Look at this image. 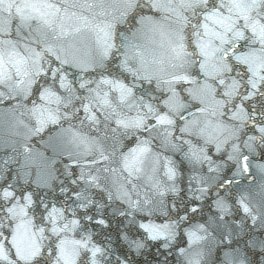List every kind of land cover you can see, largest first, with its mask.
I'll list each match as a JSON object with an SVG mask.
<instances>
[{
	"label": "clouds",
	"instance_id": "1",
	"mask_svg": "<svg viewBox=\"0 0 264 264\" xmlns=\"http://www.w3.org/2000/svg\"><path fill=\"white\" fill-rule=\"evenodd\" d=\"M52 3L56 5V9H52L53 16L57 10L60 16L51 26L41 27V32H37L38 21L34 20L32 31L23 28L17 34L19 39L12 38L15 45L11 55L16 58V63L25 57L30 64L34 57L36 60L31 67V77L21 73V78L26 81L25 88L33 81L35 83L32 84L31 96L27 100L21 99L19 104L24 109L22 114L34 120L36 127L43 128L41 134H59L63 157L61 164L64 169L62 175L68 184L81 171L96 177L98 182L88 186L95 190L92 191L94 198L103 203L111 215L116 211L110 205L116 204L117 184L127 185L133 198H140L141 207L136 210L134 218L124 216L126 219L118 232L109 235L111 243L105 245L102 264H264V172L255 167L257 163L264 164V133L259 131L264 128V89L255 93L256 99L250 102L246 100L245 94L251 90L248 72L243 66L234 65L242 73L238 78L239 84L233 82L226 85L230 93L225 101L228 111L224 117L227 119L215 117L216 120H222L225 127L212 131L221 142L227 138L223 151L232 152L233 146L239 145L241 154L250 157V168L255 171L257 182L255 185L241 184L221 190L220 185L210 181L209 192L203 195V200L198 204L199 210L195 213L190 209L194 197L199 193L196 185L189 191L185 190V177L189 175L185 166L192 167L182 152L165 150L160 142L155 143L158 139L154 140L153 155L148 157L144 170L128 173L123 168L122 154L135 143L136 132H128L126 135L132 139L124 138L121 145L112 132L117 116L106 115L93 104L100 114L94 121L89 112L84 110L85 104L91 103L96 91L100 90L111 94L118 116H134L152 96L159 95L155 84L145 77L150 76L155 81L180 74L184 69L177 55L184 52L185 48L188 53L187 67L191 73H197L198 54L195 44L200 46V50H205L213 40H219L223 48L224 39L234 42L243 35L244 39L239 41L240 50L254 48L258 56L264 57V51H260V43L257 42L260 36H264V0H195L194 6L188 4L187 0H168L167 5L156 4L155 7L154 0H133L134 10L129 9L128 0H52ZM23 7V0H4L0 3V10L4 12L10 8L16 12ZM45 8L50 9L51 6L45 5ZM125 12L128 13L126 18ZM146 17H151L153 22L142 26L140 21ZM25 32L27 35H24ZM41 33H46V37ZM113 44L115 47L112 48L111 56L104 59L102 54L105 47ZM57 53L61 62L56 60ZM66 53L70 55L68 63L64 64L62 61ZM71 55L77 57L75 62ZM4 63L6 76L11 70V78L3 84L4 100H7V89L15 84L17 75L9 61L7 49ZM37 71L44 74L36 76ZM53 71L57 73L56 79L52 78ZM117 81L128 86L126 92L129 89L132 92L126 104H119V96L112 87V83ZM237 87L239 91H236ZM40 89L44 90L43 100L39 95ZM49 89H54L56 95L50 96ZM69 96L72 97L71 103L66 102ZM242 103H247V112L241 107ZM33 104L40 106L42 113L39 109L34 112ZM233 104L238 113L235 119L228 116L232 113ZM49 113L55 123L49 119ZM145 115L148 113L145 112ZM253 141L254 149L249 151L246 145ZM89 144L93 146L89 147ZM207 147L209 149L213 145L208 144ZM166 152L170 154L166 155ZM156 153L160 154L158 162H154ZM165 156L171 158L177 169L174 181L177 190L161 196L154 192L149 177L153 169L158 167L159 178L165 184L170 183L165 176ZM176 156L180 159L177 160ZM0 160L3 158L0 157ZM7 163V160L0 163V170ZM73 168L76 169L75 173ZM8 184L17 193L32 192L34 203L30 216L35 218L37 229L41 226L45 228L43 239H40L39 231L36 236L45 249L44 264H52L46 252L49 247H54L56 238L43 220L44 209L41 205L52 202L62 193L56 192L53 185H49L48 191H45L30 187L26 181H9L6 176L0 180V191ZM49 191L52 196H49ZM110 193L113 200L109 203L106 197ZM217 193L226 197L231 204L228 217H240L232 221L236 227L229 231L222 224L209 226L205 239L190 242L188 232L201 223L207 224L208 217L216 213L214 201ZM242 196L251 209L249 213H245L240 205ZM145 197L151 202L146 203ZM70 199L67 196L62 202ZM9 206L8 200L0 199V244H4L15 259V249L11 246L12 222L6 212ZM117 207L121 210L123 205ZM119 211L116 212L118 217ZM252 215L257 217L255 224L252 223ZM149 222L171 225L175 238L150 239L148 233L140 227L141 223ZM110 227H116L115 222L107 229ZM95 233L98 235L99 230ZM125 234L127 239L124 238ZM131 241L141 242L142 247L137 249ZM226 253L233 255L230 258ZM150 256L157 259H149Z\"/></svg>",
	"mask_w": 264,
	"mask_h": 264
},
{
	"label": "snow or ice",
	"instance_id": "2",
	"mask_svg": "<svg viewBox=\"0 0 264 264\" xmlns=\"http://www.w3.org/2000/svg\"><path fill=\"white\" fill-rule=\"evenodd\" d=\"M4 0H0L3 3ZM168 0H154L156 4L167 5ZM190 5H195V0H187ZM24 7L17 9L15 12L17 17L16 32L20 34V30L27 28L33 30V21H38L36 27L37 32H41V27L47 28L51 26L56 19L59 18L60 12L57 10L53 16L52 9H56V5L52 0H23ZM45 5H50V9H46ZM128 7L134 10L133 0H128ZM2 11V10H0ZM12 9H9L11 12ZM127 12L124 13L126 18ZM152 18H142L140 21L143 26L145 23H151ZM83 31V30H82ZM46 37V33H41ZM196 35H200L196 33ZM244 39L243 35L236 38L234 42L224 39L223 48L220 47L219 40H213L212 44L205 50H200V46L195 44L197 48L198 71L196 74L191 73L187 67L186 51L179 53L177 59L180 60V66L184 69L180 74L174 75L168 79L152 80V77H145L150 83L155 84L158 96H152L134 116H118L116 112V103L113 101L110 93L105 94L97 90L91 103L84 106V110L89 112L90 118L96 120L99 116L95 104L101 108L106 115L117 116L113 122L112 132L117 140L123 144V139H132L126 134L130 131H135V143L132 144L127 152L122 154L123 168L128 173L142 172L148 157L153 155L152 144L154 140H159L165 150L172 152H182L184 159L189 162L190 166L195 169L196 166L207 163L209 173H219L220 166L209 155L208 144H212L215 153L219 154L223 151L224 144L216 139L212 129H223L225 125L222 120H216L215 117L223 118L228 111L225 101L229 96V91L226 85L235 82L239 84V76L241 72L234 68V65L243 66L248 72V80L250 92L245 94L246 100L249 102L256 99L255 93L258 90L264 89V57L258 56L257 49L249 48L240 50L239 41ZM7 41V43H5ZM260 43V51H264V36H260L257 41ZM15 41L12 39L11 20L0 18V103L4 101L3 84L11 78V70L8 76L5 75L4 56L6 49L9 52V61L16 70L15 84L7 89L8 99L14 100L19 105L21 99L27 100L33 91L32 84L27 88L24 87L25 79L21 78V73L26 77H31V67L36 63L35 57L30 64L25 57L19 63H16V58L11 55ZM105 47L102 54L104 59L112 54V48ZM51 51V49H48ZM70 54L66 53L62 63H68ZM219 57V59H217ZM73 62L77 60L75 55H71ZM56 60L61 62L59 53L56 54ZM223 61V63H221ZM42 68V64H41ZM44 74L42 71H37L36 76ZM52 78H57V73H51ZM112 87L119 96V104H126L131 98L132 92L127 85L120 82H113ZM67 91V89H65ZM236 91H239L238 87ZM50 96L56 95L54 89H49ZM41 99L44 98V90H39ZM238 98V97H237ZM143 100V97L141 98ZM67 103L72 102V97L67 98ZM241 107L248 111L247 103H242ZM33 111L42 113V108L36 104L32 105ZM145 112L148 115H145ZM236 105L233 104L232 113L228 116L235 119L237 115ZM247 116L245 115L244 119ZM49 119L55 123L49 113ZM39 123V120L37 121ZM43 128L36 127L35 132L40 133ZM259 131L264 133V128ZM232 132H229L231 135ZM59 135V134H58ZM195 137V140L193 139ZM251 139V138H250ZM196 140L202 141L197 143ZM93 146L89 144V147ZM186 146V148H185ZM249 151L254 149V141L246 145ZM102 147V146H101ZM159 153L154 156V162H158ZM228 160L234 161L237 164L236 175H243L251 171L247 154H241L239 145L233 146V151L228 153ZM167 166L165 168V176L170 182L165 184L159 178L158 167L153 169V174L149 177V183L152 185L156 194L164 196L168 192L175 193L176 186L174 184L177 169L170 157L165 156ZM255 167L264 172V164L257 163ZM216 178H209L198 172L193 171L189 177L190 184L195 183L197 186L198 195L193 199L194 203L191 207L193 213L199 210L198 204L203 200V195L209 192L210 181ZM79 182V183H78ZM97 178L90 173L83 171L77 173L71 181L73 188L62 187L60 192L63 198L56 197L50 203H43V220L48 225L50 232L55 236L54 247L47 249L46 255L51 258L52 264H102L105 255V246L95 240L97 235L93 230V226L101 229H107L110 225V217L108 209L105 205L94 198L93 192L88 185L96 183ZM232 180L225 181L221 184V190L227 185H231ZM79 185V186H77ZM82 185V186H81ZM191 190V189H190ZM71 193L72 204L62 202L65 197ZM0 199L9 201L10 206L6 209L8 216L12 222L11 246L15 249V259L9 252V249L0 244V264H44L45 257L44 246L37 239L36 233L39 231L40 239L44 238L45 228L39 229L35 226V218L30 216L31 206L34 203L31 191H23L17 193L8 184L0 191ZM106 199L109 203L113 200L110 193ZM116 202L123 205L119 211L120 217L130 216L134 218L137 209L141 207V200L137 196L133 198V194L128 191V186L125 184H117L116 186ZM145 202L151 201L145 197ZM240 205L245 213L251 211L250 207L244 202V197L240 198ZM216 215L208 217L207 224L201 223L188 232L190 242H199L205 239L209 231V226H215L217 221L224 222L231 214V204L226 197L217 193V199L214 201ZM124 209H128L125 211ZM257 217L252 215V223L255 224ZM140 227L148 233L152 240L159 239H174L175 233L171 225H159L154 223H141ZM230 231V229H229ZM127 239V234L124 235ZM131 243L139 249L142 243L139 241H131ZM232 253H226V256L232 257Z\"/></svg>",
	"mask_w": 264,
	"mask_h": 264
},
{
	"label": "water",
	"instance_id": "3",
	"mask_svg": "<svg viewBox=\"0 0 264 264\" xmlns=\"http://www.w3.org/2000/svg\"><path fill=\"white\" fill-rule=\"evenodd\" d=\"M0 18L11 20L12 38L19 39L16 32L18 20L15 12L13 10L11 12L0 11ZM22 31L23 29L20 30V32ZM24 35H27V33L25 32ZM27 103H30V101ZM23 111L24 109L22 106L20 104L17 105V102L14 100L7 99L4 100L3 103H0V157L3 158V160H0V163L4 160L8 161L5 168L0 170V180H4L6 176L9 181L17 183L26 181L27 185L30 187L43 189L45 191H48L49 185H53L56 192H59L60 188L64 187L65 184L68 185L67 188H73V185L68 184V181L65 180L62 175L64 171L61 164V160L63 159L61 155L62 147L58 135L50 134L49 132L43 134L36 133L35 121L25 117L22 114ZM98 115L100 114L98 113ZM224 119H227V117H224ZM21 121H23V123ZM193 139L195 140V137H193ZM196 142L202 143V141L199 140H196ZM155 143H159V141H155ZM165 154L168 155L170 153L166 152ZM209 155H211L213 160L220 166V172L209 173L207 163L199 165L198 167L196 166L195 169L185 166V169H187L189 173V175L185 177L184 187L186 191L195 187V183L190 184L189 181V177L193 171L208 176L209 178L215 177L216 179L214 182L217 185L224 184L227 180H232L233 183L226 187H238L241 184H256L257 177L255 176L254 170L243 175H236L237 164L234 161L228 160L227 150L216 154L213 146L209 148ZM176 159L179 160L180 157L176 156ZM64 163H67V161H64ZM72 171L75 173L76 169L73 168ZM60 181H63V183H60ZM91 191L94 192L95 190ZM221 194H223V191ZM63 195L64 194H61L57 197L63 198ZM49 196H52L51 191H49ZM68 196L71 197V193H68ZM66 203L72 204L73 201L70 199L66 201ZM118 205V202H116L115 205H110V207L116 209L110 217V225L115 222L116 227H110L107 230L95 226L92 228L94 232L97 231V229L99 230V234L94 238L103 246L111 243L108 239L109 235H115L123 224L124 219H126V217H118L116 215V212L120 210V208L117 207ZM213 215H216V213H213ZM239 219L240 217L238 215L231 218L227 217L224 222L217 221V224H222L227 229H234L236 225L232 223V221ZM121 252H123L122 249ZM149 259H157V257L150 256Z\"/></svg>",
	"mask_w": 264,
	"mask_h": 264
}]
</instances>
